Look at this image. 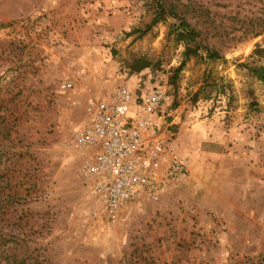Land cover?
<instances>
[{"label":"rangeland","instance_id":"rangeland-1","mask_svg":"<svg viewBox=\"0 0 264 264\" xmlns=\"http://www.w3.org/2000/svg\"><path fill=\"white\" fill-rule=\"evenodd\" d=\"M260 68L264 0H0V264H264ZM138 72L188 172L110 214L71 142Z\"/></svg>","mask_w":264,"mask_h":264},{"label":"built area","instance_id":"built-area-1","mask_svg":"<svg viewBox=\"0 0 264 264\" xmlns=\"http://www.w3.org/2000/svg\"><path fill=\"white\" fill-rule=\"evenodd\" d=\"M132 77L133 85H117L90 101L88 121L71 142L83 156V180L110 214L140 200L157 201L168 183L188 172L186 159L165 135L169 96L141 73Z\"/></svg>","mask_w":264,"mask_h":264},{"label":"trees","instance_id":"trees-1","mask_svg":"<svg viewBox=\"0 0 264 264\" xmlns=\"http://www.w3.org/2000/svg\"><path fill=\"white\" fill-rule=\"evenodd\" d=\"M171 14L173 15L172 12H171ZM180 27L182 28V32L180 34H178V38L187 44L184 54L186 57H188L191 53H193V50H191V48L189 47V44L195 43L196 38H197V34L184 21L181 22ZM208 57L211 59H218V54L216 52H209L208 51ZM183 65H184V63H181L180 66L175 70V76L180 72ZM143 68H145V66L142 65V66L137 67V70L140 71ZM139 73L140 72H138V74ZM135 74H137V73H135ZM259 76H260V79L264 82V68L259 69Z\"/></svg>","mask_w":264,"mask_h":264}]
</instances>
